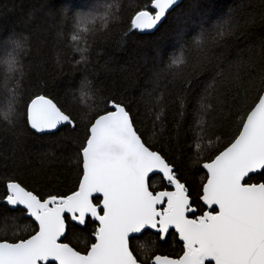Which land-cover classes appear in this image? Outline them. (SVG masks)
<instances>
[{
    "label": "snow or ice",
    "instance_id": "6c2138e0",
    "mask_svg": "<svg viewBox=\"0 0 264 264\" xmlns=\"http://www.w3.org/2000/svg\"><path fill=\"white\" fill-rule=\"evenodd\" d=\"M178 6L179 0H147L131 15L128 31L159 30ZM260 7L259 20L264 22V0ZM119 12L117 0H103L71 17L67 9L63 11V18L74 24L71 47L81 56L76 63L88 59V35L96 37L98 24L107 29L117 22ZM256 22L257 14L248 15L241 25L229 13L214 24L201 22L189 29L186 18H177L176 46L163 72L190 85L188 74L177 69L211 64L213 47ZM29 46V35L23 33L0 39V63L7 67L4 79L15 81L10 91L5 87L6 131L15 134L20 120L35 134L72 129L80 171L68 192L44 193L13 177L3 178L0 215L22 213L34 227L25 238L0 241V264H264V43L259 53L246 46L226 67L217 64V73L204 90L194 149L199 154L205 140L212 147V137L219 141L221 135L227 136V142L202 162L205 177L195 200L176 163L143 138L131 110L118 97L96 96L98 102L88 106L86 121L85 114H73L46 93L32 92L22 100L24 72L19 56ZM193 52L198 55L193 57ZM249 69L256 71L255 77ZM226 86L242 90L230 104L224 99ZM210 92L216 93L211 100ZM95 95L91 81H86L81 100ZM147 95L153 99L152 93ZM162 100V95L155 99L159 110L154 126L164 115ZM210 110L212 118L206 121ZM255 176L261 179L253 182ZM156 177L163 182L159 189L153 183ZM90 224L92 241L86 250L66 242L69 234ZM149 234L161 241L170 236L178 239L180 252L175 257L156 254L150 261L138 259L131 242ZM138 247L148 251L144 244Z\"/></svg>",
    "mask_w": 264,
    "mask_h": 264
},
{
    "label": "trees",
    "instance_id": "16d2710c",
    "mask_svg": "<svg viewBox=\"0 0 264 264\" xmlns=\"http://www.w3.org/2000/svg\"><path fill=\"white\" fill-rule=\"evenodd\" d=\"M87 2L92 6L103 0H0V39H10L21 33L29 35L30 46L19 56L24 72L20 80L21 99L26 100L32 92L46 93L73 114H85L86 121L88 106L98 102L96 96L118 97L131 110L143 138L176 163L195 200L205 177L202 162L227 142L226 135H221L219 141L212 137V147L205 140L201 152L195 151L202 114L200 100L217 73V64L226 67L235 59V53L246 46L254 47L259 53L260 45L264 43V22L258 16L260 0H184L164 26L153 34L128 31L131 15L147 0H117L119 20L107 29L97 25L96 37H87L89 51L85 55L88 59L78 64L81 56L71 47L74 24L63 18V11L67 9L70 17L76 12L88 11L91 7H86ZM229 13L241 25L252 14H257V22L242 28L236 37L226 38L220 46L213 47L211 64L177 69L188 74L190 85L179 79L173 80L170 73L163 72L176 46L177 18H186L189 29H193L201 22L214 24L227 18ZM59 32H63V36H58ZM197 55V52L192 53L193 57ZM249 71L256 76L254 69ZM6 74V65L0 63V198L5 194L2 183L5 176L44 193L68 192L76 185L80 171L76 156L78 141L73 130L65 127L54 135H38L20 120L15 134L6 131L8 126L2 116L6 107L5 87L9 91L15 87L14 80L4 79ZM13 75L19 79V73ZM86 81H91L96 95L81 100V88ZM148 93H152L153 99L148 98ZM223 93L225 101L230 104L232 97L241 94L242 90L226 86ZM161 95L164 115L154 126L155 113L159 110L155 99ZM215 95L210 92V100ZM211 102L215 103L214 100ZM17 111H22L21 105H17ZM212 115L213 110H210L205 120L210 121ZM82 135L81 130V138ZM260 179L255 176L253 182ZM153 183L159 189L163 182L156 177ZM32 227V221L24 214L6 212L0 215V241L25 238L31 234ZM91 230L90 224L86 230L69 234L66 242L84 251L92 241ZM131 243L138 259L147 257L148 261L156 254L175 257L182 244L171 236L161 241L153 234ZM140 244H144L148 251L141 252Z\"/></svg>",
    "mask_w": 264,
    "mask_h": 264
},
{
    "label": "water",
    "instance_id": "95a60500",
    "mask_svg": "<svg viewBox=\"0 0 264 264\" xmlns=\"http://www.w3.org/2000/svg\"><path fill=\"white\" fill-rule=\"evenodd\" d=\"M184 2V0H179V6L182 4ZM178 6V7H179ZM178 7H176V8H178ZM157 30H153L151 33H141V34H153V33H155ZM38 135H44V134H38ZM172 230H170V232H171Z\"/></svg>",
    "mask_w": 264,
    "mask_h": 264
},
{
    "label": "rangeland",
    "instance_id": "374dc122",
    "mask_svg": "<svg viewBox=\"0 0 264 264\" xmlns=\"http://www.w3.org/2000/svg\"><path fill=\"white\" fill-rule=\"evenodd\" d=\"M89 5V2L86 3V7ZM91 7L90 5L88 6V8ZM91 9V8H90Z\"/></svg>",
    "mask_w": 264,
    "mask_h": 264
}]
</instances>
